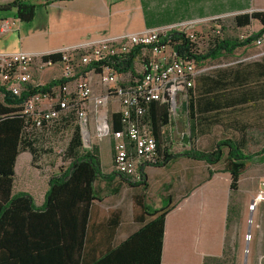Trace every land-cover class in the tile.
I'll return each instance as SVG.
<instances>
[{
    "label": "crops",
    "instance_id": "1",
    "mask_svg": "<svg viewBox=\"0 0 264 264\" xmlns=\"http://www.w3.org/2000/svg\"><path fill=\"white\" fill-rule=\"evenodd\" d=\"M10 1L0 0V5ZM26 1L37 5L31 22L19 20L15 8L0 10V23L7 20L11 26L6 32L0 30V53L23 51L46 55L65 48L89 47L106 37L143 32L152 27L196 19L203 20L201 24L226 23L233 15L264 11V0ZM252 23L263 27L259 20ZM251 45L253 43L244 47ZM258 49V55L262 57L256 64L264 73V45ZM139 58L141 55L134 60L135 74L137 69L143 70V62L140 63ZM54 67L56 73L44 79L40 78V73L45 70H36L33 85H43L59 78L62 65L57 62ZM123 73H120L121 77ZM260 88L255 89V96L261 94L260 97H264V87ZM241 105H246L254 110L253 114H257L262 102L255 98ZM181 114L185 115L182 109ZM220 139L214 141L211 149ZM237 140L245 141L246 137ZM102 141L106 142L112 157V141L99 139L96 145L100 150V159ZM187 145H190L186 148L189 149L195 143ZM228 150L224 147V155ZM22 154H26V159H21ZM32 159L29 151L18 155L13 193H30L35 205L40 207L49 185L38 190L41 194L39 201L34 196L32 184L15 189L21 171L27 166L33 168ZM142 172L144 184L129 181L115 172L113 159L107 168L102 166L103 175L94 182L97 198L90 206L80 264H203L207 256H222L229 205L234 194L231 190L232 175L226 170L225 161L222 159L209 164L181 156L162 166L146 165L142 167ZM167 199H170L169 210L161 236L160 226L155 221L159 213L146 211L143 205L159 209L166 206ZM242 215L239 225L245 227L246 204ZM255 218L258 228L264 224L262 213ZM255 232L257 235L263 233L259 229ZM258 244L260 251L262 238H258Z\"/></svg>",
    "mask_w": 264,
    "mask_h": 264
},
{
    "label": "trees",
    "instance_id": "2",
    "mask_svg": "<svg viewBox=\"0 0 264 264\" xmlns=\"http://www.w3.org/2000/svg\"><path fill=\"white\" fill-rule=\"evenodd\" d=\"M13 8L16 9V17L28 23L33 20L37 5L26 0H12L0 5V10ZM234 20L240 27L250 25L253 20H259L263 27L243 39L215 38L205 53H198L194 41L178 31L170 32L161 44H171L178 56L193 58L201 64L208 59H217L222 51L231 55L236 49L252 44L264 33V11L237 14ZM139 53V48L134 49L126 63H105L119 72L128 69L133 72L134 59ZM48 57L57 62L60 54H52L46 58ZM64 82V78H57L43 85H28L21 96H14L6 87L0 86V93L3 95L0 100V264H80L90 206L97 198L94 182L103 173L99 147L95 144L89 148L84 147L79 125L74 126L65 149V158L69 159L70 163L66 169L50 176L43 205L37 207L33 196L26 191L13 193L18 155L29 151L34 162L38 151L35 130L40 128L31 125L26 115L21 112L22 105L32 95L46 93L52 86ZM225 82L219 80L217 84ZM215 88L216 85H210L207 91L211 94ZM253 92L244 93L241 98L221 97L217 92L201 99H193V89H190L186 114L191 135L196 131L199 112L220 110L223 107H232L238 102L244 103L253 98ZM148 116L160 149V160L155 165H165L181 156L203 160L209 164L223 159L226 170L232 175L231 190L234 193L238 190L239 179L249 164L253 160L264 161V147L258 152L248 153L244 151V141L234 138H222L215 148L208 151L192 145L181 152H173L164 144L166 127L172 121L170 105L167 102L153 101ZM111 123L114 131L122 129L120 112H113ZM224 147L229 149L225 155ZM209 174L212 175L213 171L210 170ZM143 208L154 214L159 213L155 221L160 226L162 236L169 204L159 209H151L149 205L144 204ZM240 218V208L233 203L232 195L223 254L207 256L203 264H236L237 244L234 247L229 245V230L232 226L239 228Z\"/></svg>",
    "mask_w": 264,
    "mask_h": 264
},
{
    "label": "built area",
    "instance_id": "3",
    "mask_svg": "<svg viewBox=\"0 0 264 264\" xmlns=\"http://www.w3.org/2000/svg\"><path fill=\"white\" fill-rule=\"evenodd\" d=\"M203 22L196 19L152 27L143 32L106 37L89 47L65 48L46 55L23 51L0 53V86L6 87L14 96H21L27 86L35 82L36 70H46L57 62L61 63L59 78H64L65 82L52 86L46 93L29 97L24 101L21 112L37 128H49L74 115L87 148L92 145L89 111L94 91L96 86L103 88L105 103L109 104L114 99L121 113L120 131L112 129L111 120L110 125L104 122L100 126V135L112 138L114 171L142 182V167L155 165L160 160L158 141L148 116L151 103L167 102L172 120L182 109L183 101L188 99L189 90L194 87L200 72L195 59L178 56L171 44L163 45L161 41L172 31L183 33L193 41L191 29ZM10 27L7 20L0 23L1 32L8 31ZM217 28L216 31L220 32L221 25ZM253 45H264V33L253 41ZM138 48L143 70L137 74L134 73V63L133 72L128 69L124 73L105 63H126L131 52ZM52 54H60L59 61L46 58ZM120 73L124 75L121 77ZM44 99L49 106L44 107ZM248 240H252L251 233Z\"/></svg>",
    "mask_w": 264,
    "mask_h": 264
},
{
    "label": "rangeland",
    "instance_id": "4",
    "mask_svg": "<svg viewBox=\"0 0 264 264\" xmlns=\"http://www.w3.org/2000/svg\"><path fill=\"white\" fill-rule=\"evenodd\" d=\"M234 17L233 15L226 23H200L192 28L190 34L194 37L193 41L198 53H205L215 38L243 39L261 28L257 23H251L245 27L237 26ZM218 25H221L220 32L216 31ZM257 47L255 45L248 48L241 47L231 55L222 51L217 59H208L198 64L200 72L192 88L193 99H201L205 95L211 96L217 92L221 97L237 96L241 98L244 93L254 91L252 99L256 98V100L262 102V107L258 109L257 114H253L254 110L248 109L246 105H241L239 102L232 107L199 112L196 131L191 135L187 114L186 112L185 115L181 114V109H179L165 130L164 144L169 146L171 151L181 152L190 146L183 139L184 135H186V138L191 135V142L194 141L195 146L204 150L211 149L217 138L226 137L234 139L246 137L244 145L245 151L248 153L258 152L264 147V97H260L261 94L255 96V89L264 87L262 86L264 85V73L256 64L259 62L258 59L262 57L260 54L258 55L260 53L258 48L260 47ZM167 49H169V46ZM139 59L141 63L142 57ZM137 67H139V64ZM137 70L136 72L139 73ZM55 73L56 69L53 66L40 73V78H49ZM236 77L238 78L236 79ZM219 80L226 82L225 84H217ZM210 85H216L214 92L211 94L207 91V87ZM94 95L89 111L91 122L90 145H96L99 139L112 141L111 136L100 135V126L104 122L110 125L112 113L119 109L114 99H111L109 104L105 103L106 98L103 88L96 86ZM0 96L3 97L1 93ZM187 101H189V97ZM42 102L46 103L44 107L49 106L46 99ZM75 125H78V120L74 115H70L66 119L59 120L54 126L35 130L37 156L32 163L33 168L27 166L26 169L21 171L22 175L18 177L16 182V190L32 184L34 186L32 190L34 196L36 200H40L41 194L38 193V190L49 185L48 179L50 176L66 169L70 163V160L65 158V149ZM196 138H199V140L195 141ZM84 147L87 148L86 145ZM101 150V165L107 168L110 166L113 156L111 157V152L106 147L105 141L101 143ZM21 159H26V154H22ZM169 202L170 199H167L166 205ZM233 203L240 208L241 222L245 204L247 208L245 227L239 225L237 229L232 226L229 230V245L234 247L237 244L236 264H245V258L247 259L246 264H264V259H262L264 257V224L258 228L255 218L257 214L262 213L264 220V161L253 160L249 164V167L239 179V188L233 194ZM257 229L263 231L262 235H257L255 232ZM249 233L252 235V240H248ZM258 238H262L260 251Z\"/></svg>",
    "mask_w": 264,
    "mask_h": 264
},
{
    "label": "water",
    "instance_id": "5",
    "mask_svg": "<svg viewBox=\"0 0 264 264\" xmlns=\"http://www.w3.org/2000/svg\"><path fill=\"white\" fill-rule=\"evenodd\" d=\"M168 85L170 86L171 84L169 83ZM187 110H188V101L185 100V101H183V104H182V112L187 113ZM183 139L185 140V142L187 144H189L191 142V139L189 137L186 138V135H184ZM246 261H247V259L245 258V264L247 263Z\"/></svg>",
    "mask_w": 264,
    "mask_h": 264
}]
</instances>
